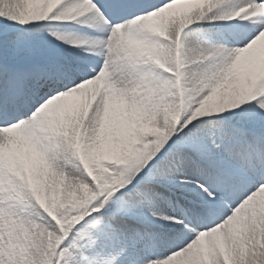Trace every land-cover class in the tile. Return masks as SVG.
<instances>
[{
	"label": "snow or ice",
	"instance_id": "snow-or-ice-1",
	"mask_svg": "<svg viewBox=\"0 0 264 264\" xmlns=\"http://www.w3.org/2000/svg\"><path fill=\"white\" fill-rule=\"evenodd\" d=\"M0 264H264V0H0Z\"/></svg>",
	"mask_w": 264,
	"mask_h": 264
}]
</instances>
